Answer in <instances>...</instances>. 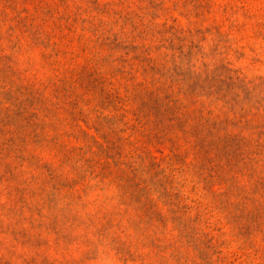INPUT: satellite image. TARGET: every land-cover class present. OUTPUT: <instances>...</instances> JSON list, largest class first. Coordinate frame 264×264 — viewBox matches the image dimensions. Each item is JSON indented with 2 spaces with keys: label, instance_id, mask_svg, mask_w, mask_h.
I'll use <instances>...</instances> for the list:
<instances>
[{
  "label": "rangeland",
  "instance_id": "rangeland-1",
  "mask_svg": "<svg viewBox=\"0 0 264 264\" xmlns=\"http://www.w3.org/2000/svg\"><path fill=\"white\" fill-rule=\"evenodd\" d=\"M0 264H264V0H0Z\"/></svg>",
  "mask_w": 264,
  "mask_h": 264
}]
</instances>
